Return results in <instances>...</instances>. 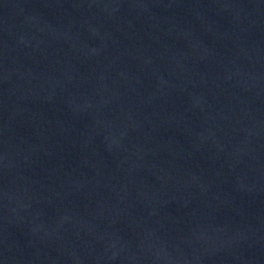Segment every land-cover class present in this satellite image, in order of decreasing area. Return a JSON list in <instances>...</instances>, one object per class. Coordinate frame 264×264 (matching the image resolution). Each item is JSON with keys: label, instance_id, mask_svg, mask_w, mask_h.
<instances>
[{"label": "water", "instance_id": "1", "mask_svg": "<svg viewBox=\"0 0 264 264\" xmlns=\"http://www.w3.org/2000/svg\"><path fill=\"white\" fill-rule=\"evenodd\" d=\"M0 264H264V0H0Z\"/></svg>", "mask_w": 264, "mask_h": 264}]
</instances>
